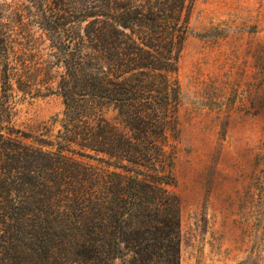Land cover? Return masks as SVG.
I'll use <instances>...</instances> for the list:
<instances>
[{
  "label": "trees",
  "instance_id": "trees-1",
  "mask_svg": "<svg viewBox=\"0 0 264 264\" xmlns=\"http://www.w3.org/2000/svg\"><path fill=\"white\" fill-rule=\"evenodd\" d=\"M192 4L0 0V264H179L169 135ZM52 93L59 127L23 140L15 97Z\"/></svg>",
  "mask_w": 264,
  "mask_h": 264
},
{
  "label": "rangeland",
  "instance_id": "rangeland-1",
  "mask_svg": "<svg viewBox=\"0 0 264 264\" xmlns=\"http://www.w3.org/2000/svg\"><path fill=\"white\" fill-rule=\"evenodd\" d=\"M176 78L179 264H264V0H193ZM14 111L36 142L63 103L17 94Z\"/></svg>",
  "mask_w": 264,
  "mask_h": 264
}]
</instances>
